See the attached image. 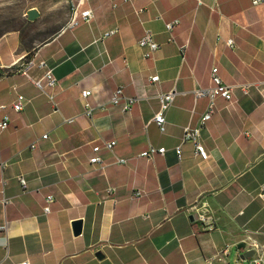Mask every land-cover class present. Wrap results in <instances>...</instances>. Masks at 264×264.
<instances>
[{
  "label": "crops",
  "instance_id": "1",
  "mask_svg": "<svg viewBox=\"0 0 264 264\" xmlns=\"http://www.w3.org/2000/svg\"><path fill=\"white\" fill-rule=\"evenodd\" d=\"M42 1L28 8L39 12L32 22L55 23V32L32 43L20 29L0 36V120L10 116L0 133V189L11 199L6 206L0 201V225L7 224L0 230V264H207L213 256V264H235L251 256L252 240L264 247V1ZM77 6L94 17L68 27ZM174 19L180 22L168 32L165 23ZM147 30L160 44L149 57L138 44ZM33 56L57 78L46 86L57 111L32 81L47 68L21 71ZM213 65L233 85L232 99L218 97L202 129L209 158L195 156L186 142L179 159L175 147L184 127L197 125L208 107L194 89L211 84ZM156 74L160 79L152 83ZM119 86L136 97L128 111L110 102ZM85 89L92 91L87 99ZM173 89L162 132L153 117L159 95ZM18 94L30 99L20 112L13 108ZM86 101L92 117L84 114ZM69 117L74 121H64ZM103 140L116 144L113 152L101 149V167L90 157ZM150 145L167 151L140 156ZM138 188L145 193L134 197ZM201 202L211 208L213 230L192 217L191 207Z\"/></svg>",
  "mask_w": 264,
  "mask_h": 264
},
{
  "label": "built area",
  "instance_id": "2",
  "mask_svg": "<svg viewBox=\"0 0 264 264\" xmlns=\"http://www.w3.org/2000/svg\"><path fill=\"white\" fill-rule=\"evenodd\" d=\"M264 0H253V4L257 5L260 2ZM142 9H138V12L140 13ZM28 16V15H27ZM94 17V13L92 9L87 8L82 11H78V6L73 8L71 17L67 23L68 27H76L82 22L90 21ZM179 19H174L172 21L165 23V28L168 32H171L175 26L179 24ZM116 29L107 31L104 33V35L100 38L101 40L112 34L115 33ZM170 40H173V37L170 36ZM234 39L229 38L227 40V43L229 46H234ZM138 44L141 47H147L148 52L144 54L145 57H149L152 53L156 52L160 48V44L155 40L153 33L150 30H147L145 35L139 40ZM181 51H184V47H181ZM38 65L39 67H46L47 71L43 78L33 80L34 84L43 91L49 98V100L52 102V104L55 106V110L57 111L58 108L56 107V101L55 96L51 93H48L46 91V86H54L57 83V78L54 76L53 69L47 65V63L44 60H41L39 63H36L35 56L28 59L24 64L21 66V71L28 75V71L31 67ZM44 79H46V83L44 82ZM160 79V75L156 74L150 77V81L152 83L158 81ZM232 90L233 85L227 84L223 81L220 73H219V67L217 65H213L211 69V84L208 87H197L194 89L195 97H207L208 107L205 113L202 115L200 122L195 125H186L183 129V135L181 143L178 144L175 147V151L177 153V156L179 159H181L182 156V145L186 142H190L193 144L194 147V153L195 156L199 157L202 160H207L210 156L209 151L207 150L206 146L202 142V129L205 125V123L211 119L213 113L216 109V99L218 97H223L227 100L232 99ZM92 91L91 89H85L82 91V96L87 99L91 95ZM176 91L170 90L168 92L161 93L159 95L160 100V109L159 111L154 115L153 121L157 123L159 126V129L164 132L166 130V112L170 108V106L173 103L174 96ZM124 100L122 103L121 101ZM30 101L27 97H25L23 94H18L16 101L13 103V108L16 112H20L24 109L25 105ZM136 101V97L132 96H125L123 93V87L119 86L114 92L110 99V102L114 105H120L122 111H128L131 109L133 103ZM4 105L0 106V109L4 108ZM101 107H104V105H101ZM94 107L88 102H85V110L84 114H86L89 117H92ZM75 117H69L65 118L64 121L72 122L74 121ZM10 122V116L8 114H4L3 117L0 120V133L5 130ZM49 136V133L46 132L43 134V138H47ZM116 144V140H103L102 144H97L93 147L94 154L90 157V162L93 164H99L101 167L104 166V161L100 155V151L103 148H106L110 151H114V146ZM31 148L35 147V142H33L30 145ZM167 151L166 147H160L156 148L152 145L149 146V148L143 152L140 153V156L146 157V158H153L156 153L165 154ZM116 161L118 163L126 164L128 163V159L125 157H117ZM6 163H3L5 165ZM20 182L23 186H26L27 180L23 175H20ZM109 193L116 192L117 188L114 186L108 187ZM145 193L144 189H136L133 191L134 197H141ZM259 196L264 199V183L260 187ZM0 201L3 203L4 206L11 203V199L6 196L4 187L0 189ZM48 204L45 206L44 210L46 212L50 211V203L53 201V195L49 194L47 196ZM192 217L195 221H198L202 223L203 226H205L209 230H213L216 228L215 219L213 216V213L211 211L210 206L207 204V202H201V203H195L192 207ZM149 215H146L148 217ZM0 230H7V224L0 225ZM250 249L254 250V253L247 259H238L235 264H264V247L257 243L256 241H251ZM222 253L224 255H227L229 252V245H226L222 250ZM215 257H211L207 259V264H213ZM19 264H31L29 260H23Z\"/></svg>",
  "mask_w": 264,
  "mask_h": 264
},
{
  "label": "rangeland",
  "instance_id": "3",
  "mask_svg": "<svg viewBox=\"0 0 264 264\" xmlns=\"http://www.w3.org/2000/svg\"><path fill=\"white\" fill-rule=\"evenodd\" d=\"M33 4L44 5L42 0H0V36L7 31L20 29L24 33L27 42H39L45 40L54 31L44 22H32L27 16L28 8ZM62 11L59 12L60 17Z\"/></svg>",
  "mask_w": 264,
  "mask_h": 264
},
{
  "label": "water",
  "instance_id": "4",
  "mask_svg": "<svg viewBox=\"0 0 264 264\" xmlns=\"http://www.w3.org/2000/svg\"><path fill=\"white\" fill-rule=\"evenodd\" d=\"M27 15H28V18H29L30 20H35V19L39 16V12H38V10H37L36 8H31V9H29V10L27 11ZM73 228H74V232H75L76 234H79V233L82 231V221H81V220H76V221H74V223H73ZM238 247H239V248H243V247H245V243H244V242L240 243V244L238 245ZM253 253H254V250L252 249L251 251H249V252L247 253V255H249V254L252 255ZM243 258L245 259V258H247V257L243 256Z\"/></svg>",
  "mask_w": 264,
  "mask_h": 264
}]
</instances>
